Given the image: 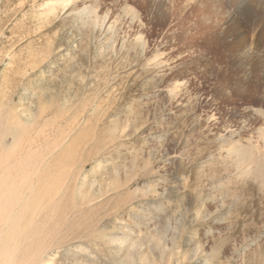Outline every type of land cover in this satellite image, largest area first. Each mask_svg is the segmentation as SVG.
I'll list each match as a JSON object with an SVG mask.
<instances>
[{
    "label": "rangeland",
    "instance_id": "374dc122",
    "mask_svg": "<svg viewBox=\"0 0 264 264\" xmlns=\"http://www.w3.org/2000/svg\"><path fill=\"white\" fill-rule=\"evenodd\" d=\"M0 264H264V0H0Z\"/></svg>",
    "mask_w": 264,
    "mask_h": 264
}]
</instances>
